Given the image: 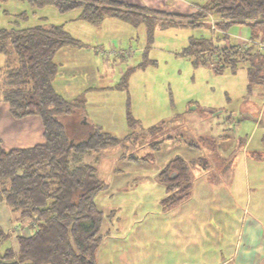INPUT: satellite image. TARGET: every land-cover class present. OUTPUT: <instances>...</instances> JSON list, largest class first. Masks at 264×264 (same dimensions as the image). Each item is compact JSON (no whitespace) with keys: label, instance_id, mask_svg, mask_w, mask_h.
Instances as JSON below:
<instances>
[{"label":"rangeland","instance_id":"obj_1","mask_svg":"<svg viewBox=\"0 0 264 264\" xmlns=\"http://www.w3.org/2000/svg\"><path fill=\"white\" fill-rule=\"evenodd\" d=\"M192 1L204 4L208 0ZM199 8L196 5L194 11ZM79 13V8L62 12L54 5L0 0V29L61 24L82 42L81 49L92 56L86 58L92 69L65 66L59 78L67 85L83 84L79 94L88 99V112L95 122L118 137L132 132L129 140L136 141L105 149L97 163L105 183L96 196L104 213L98 263L178 264L191 243L194 255L201 250L208 264H219L233 252L241 227L243 245L254 232L255 254L264 264V86L248 85L246 63L235 70L217 71L213 65H196L193 56L183 53L193 38L214 39L215 45L248 40L250 26L234 23L227 31L228 39L217 40L223 32L210 26V20L219 19L212 14L201 20L207 25H157L150 32L143 23L135 26L115 17L91 26L77 21ZM4 61L0 52V65ZM124 73L125 88L104 92L96 88L114 87ZM92 83L95 88H90ZM67 85L62 83L64 88ZM79 119L66 120L67 133H86ZM162 122L156 137L138 138ZM164 134L193 144L162 143L157 160L151 163L124 158L144 155L151 150L150 143ZM174 154L205 157L199 161L204 167L191 169L188 198L163 207L166 192L156 173ZM15 227V235L30 233L19 224ZM240 250L242 254L244 247ZM197 259L193 258L194 264Z\"/></svg>","mask_w":264,"mask_h":264},{"label":"trees","instance_id":"obj_2","mask_svg":"<svg viewBox=\"0 0 264 264\" xmlns=\"http://www.w3.org/2000/svg\"><path fill=\"white\" fill-rule=\"evenodd\" d=\"M28 1L38 7L54 5L62 12L79 8L80 17L95 24L107 17L135 26L143 23L150 32L157 25H207L201 20L212 14L219 17L216 25L223 32L217 40L228 39L227 31L234 23L249 25L254 43L247 47L240 48L237 42L229 40L215 45L214 39L200 37L193 38L183 53L193 56L196 65H213L217 71L225 67L235 70L239 64L246 63L248 85L264 86V51L257 45L264 42V0L193 2L200 8L189 14L114 0ZM81 43L61 24L0 30V50L7 57L5 66L0 67V101L9 103L16 118L39 115L45 136V142L30 147L6 149L0 145V202L11 208L14 222L26 224L31 230L29 234L16 235V250L7 247L2 252L0 249V264H99L97 251L103 239L104 213L96 203V196L105 183L98 174L97 163L105 149L134 141L129 140L132 132L118 137L88 119L83 96L69 101L55 89L53 81L59 67L54 60L56 52L64 46H80ZM126 83L124 73L114 88H125ZM72 115L83 119L87 127L84 135L67 133L66 120L73 121V117L69 118ZM164 124L151 126L138 134V138L156 137L157 129ZM174 138L164 134L160 141L155 138L150 143L149 152L124 158L151 163L157 160L158 145L162 143L173 140L193 144L189 139ZM88 157L93 159L86 161ZM201 159L205 157L187 159L174 154L158 167L156 180L164 185L166 192L161 201L163 207L189 197L191 169L203 166ZM8 237L0 224V248Z\"/></svg>","mask_w":264,"mask_h":264},{"label":"crops","instance_id":"obj_3","mask_svg":"<svg viewBox=\"0 0 264 264\" xmlns=\"http://www.w3.org/2000/svg\"><path fill=\"white\" fill-rule=\"evenodd\" d=\"M114 1H121L125 2L127 4L131 5H137V6H147L148 8L155 9V10H161L166 12H175V13H182V14H189L194 12V3L192 0H114ZM81 13V11H80ZM79 17V20L77 21H84L91 26L98 27V24L91 23L87 20H84ZM109 18V17H107ZM105 18V19H107ZM100 22L103 23L105 21ZM1 30V29H0ZM82 46H64L60 48L55 56L54 60L56 63H58V73L56 77L54 78L53 84L55 89L62 94L67 100L73 101L76 100L81 96L79 94L81 92V88L83 84H71L67 85L65 81H62L59 75L60 68L70 67L77 68L78 66H83L87 70L92 69V65L90 63H86L87 56H91L90 52H85L81 49ZM1 52V50H0ZM2 53V52H1ZM4 54V53H3ZM92 57V56H91ZM5 63L0 65V67L5 66L7 62V57L5 56ZM68 64V65H66ZM63 71V69H62ZM69 71V70H68ZM74 72V70H73ZM62 83L64 85H67L65 88L62 86ZM118 83V82H117ZM116 85V84H115ZM95 83H92L90 88H95ZM68 88V89H67ZM96 88L99 89V91H108L111 88H114L109 85H98ZM66 90H69L70 95L66 94ZM79 94V95H77ZM85 99V112L88 114V119L93 122L96 120L93 119L88 112V99ZM83 116V113L80 114ZM97 124H100L98 122H95ZM102 125V124H100ZM103 126V125H102ZM104 128V126H103ZM106 130V129H105ZM111 133V132H110ZM45 142V136H44V126L42 119L37 114H29L22 118H16L12 115L10 111V106L7 101H0V145L6 149L16 148V147H30L38 143ZM14 214L11 210V208L5 203L0 202V224L2 227L8 232L9 237L2 243L1 245V251L3 252L7 247H12L14 250L18 248V243L16 239V235L14 234L16 229L17 222L13 221ZM19 227H22L24 231L30 230L29 226L25 224V226H22L19 224ZM242 229L240 227L238 231V240L234 246L233 252L228 257H224L222 261L219 264H228L231 260L235 264H262V259L259 255V253L255 254L256 249V243L252 241L253 239H256V236L254 232L250 235L248 242L242 244L243 235L240 239ZM244 233V232H243ZM29 234V233H27ZM240 239V240H239ZM187 241V240H186ZM186 247H189L186 251V254L184 257H182L181 261L178 262V264H194L193 258H198L197 260L199 262H195V264L201 263V264H208L209 258L208 256L200 254L201 250L198 251L199 254L194 255L193 246L191 243ZM244 247V251H242V254H239L241 251L240 248ZM197 248V247H196Z\"/></svg>","mask_w":264,"mask_h":264},{"label":"built area","instance_id":"obj_4","mask_svg":"<svg viewBox=\"0 0 264 264\" xmlns=\"http://www.w3.org/2000/svg\"><path fill=\"white\" fill-rule=\"evenodd\" d=\"M216 21L217 20H215V19L210 20V22H209L210 23V26L212 27V29L214 31H216V30L221 31V29H219L217 27ZM237 43L239 44L240 48H243V47L249 46L251 43H254V40L252 38H250L248 40H245V39L240 40V39H238ZM257 45H260V48L264 51V42H258Z\"/></svg>","mask_w":264,"mask_h":264}]
</instances>
